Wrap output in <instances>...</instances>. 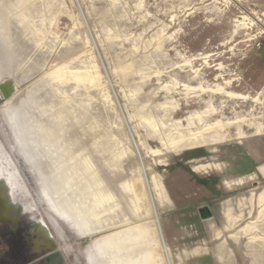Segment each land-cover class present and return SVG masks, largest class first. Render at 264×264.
<instances>
[{
	"label": "rangeland",
	"instance_id": "obj_1",
	"mask_svg": "<svg viewBox=\"0 0 264 264\" xmlns=\"http://www.w3.org/2000/svg\"><path fill=\"white\" fill-rule=\"evenodd\" d=\"M7 81L0 264H264V0H0Z\"/></svg>",
	"mask_w": 264,
	"mask_h": 264
},
{
	"label": "flooded vegetation",
	"instance_id": "obj_2",
	"mask_svg": "<svg viewBox=\"0 0 264 264\" xmlns=\"http://www.w3.org/2000/svg\"><path fill=\"white\" fill-rule=\"evenodd\" d=\"M7 165V164H6ZM8 166V165H7ZM9 170L7 173L0 174V221L13 223L20 217L25 210H20L17 206V189L16 175L14 170L8 166ZM27 211V209H26ZM32 239L30 241L32 251L36 254H45L59 248V245L52 235L51 230L40 222L35 223L30 230ZM58 246V247H57ZM56 257L47 259L45 261H34L28 264H63V261L55 260Z\"/></svg>",
	"mask_w": 264,
	"mask_h": 264
},
{
	"label": "water",
	"instance_id": "obj_3",
	"mask_svg": "<svg viewBox=\"0 0 264 264\" xmlns=\"http://www.w3.org/2000/svg\"><path fill=\"white\" fill-rule=\"evenodd\" d=\"M17 92H18V84L15 81H7V82L0 83V102L9 100L14 95H16ZM201 213H202L203 217H206V216L211 217V212L209 211V209L201 210ZM157 221H158L160 236H161L162 242L164 244V238H163V235L161 232L159 220L157 219ZM164 246H165V244H164Z\"/></svg>",
	"mask_w": 264,
	"mask_h": 264
},
{
	"label": "bare ground",
	"instance_id": "obj_4",
	"mask_svg": "<svg viewBox=\"0 0 264 264\" xmlns=\"http://www.w3.org/2000/svg\"><path fill=\"white\" fill-rule=\"evenodd\" d=\"M68 75V74H67ZM80 75V78L82 77V74H79ZM76 77H78L77 75H76ZM77 79H79V77L77 78ZM86 80V79H85ZM2 83V82H1ZM11 99V98H10ZM9 99V100H10ZM6 101H8V100H6ZM8 107V106H7ZM26 108V107H25ZM11 109H12V107H11ZM10 110V109H9ZM23 111V110H22ZM3 112V111H2ZM5 113V112H4ZM13 114V113H12ZM15 116V115H14ZM13 116V117H14ZM7 117V116H6ZM8 118V117H7ZM15 118H16V116H15ZM17 120V119H16ZM10 122V121H9ZM17 123H18V121H17ZM38 123V122H37ZM8 124V123H7ZM22 132V131H21ZM8 135V134H7ZM12 136V135H11ZM13 138V137H12ZM15 138V137H14ZM25 143V142H24ZM21 153V152H20ZM29 156V155H28ZM30 157V156H29ZM4 157H3V155H2V152H1V147H0V174H3V173H7L8 172V166L6 165V163L4 162ZM35 179V178H34ZM50 194V193H49ZM152 203H153V201H152ZM57 206V205H56ZM53 209H56V210H52V212L53 213H55L56 215H57V217L59 216L60 218H62L63 220L65 219V220H67V221H71V219L69 218V217H67L64 213H62L61 211H60V209H57V208H54V207H52ZM56 211V212H55ZM64 212V211H63ZM59 218V219H60ZM158 219V217H157V215H156V220ZM56 221V220H55ZM73 222V221H72ZM158 222V221H157ZM77 227H78V225L76 224V223H74ZM70 228V227H69ZM72 230V229H71ZM79 231H80V229H78ZM168 255V254H167ZM88 264H94L93 263V261H92V259L89 257V259H88Z\"/></svg>",
	"mask_w": 264,
	"mask_h": 264
}]
</instances>
